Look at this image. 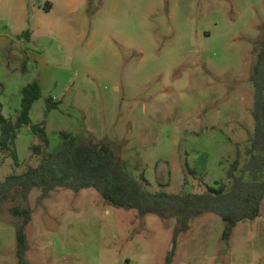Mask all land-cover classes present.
<instances>
[{"label": "rangeland", "instance_id": "obj_1", "mask_svg": "<svg viewBox=\"0 0 264 264\" xmlns=\"http://www.w3.org/2000/svg\"><path fill=\"white\" fill-rule=\"evenodd\" d=\"M263 41L264 0H0V111L16 122L23 89L38 82L30 117L50 140L36 154L31 127L18 130L16 160L0 147V181L65 150L67 133L111 147L152 191L232 189L229 171L239 161L243 175L252 155ZM28 207L30 264L168 263L176 219L115 207L94 189L45 199L34 189ZM14 221L0 214V264H18ZM224 232L216 214L194 219L172 264H264V201L230 241Z\"/></svg>", "mask_w": 264, "mask_h": 264}, {"label": "trees", "instance_id": "obj_2", "mask_svg": "<svg viewBox=\"0 0 264 264\" xmlns=\"http://www.w3.org/2000/svg\"><path fill=\"white\" fill-rule=\"evenodd\" d=\"M251 81L255 89L256 122L252 155L243 175H237L239 161L232 166L228 173L233 181L230 190L222 186L209 188L203 194L187 195L152 191L144 174L141 179L133 177L120 155L111 147L102 143H87L67 133H63L65 150L52 153L38 167H29L22 174H12L0 181V214L8 211L15 219L18 264H30L27 229L32 223L33 212L28 204L34 189L42 191L43 199L57 188L75 193L94 189L115 207L133 209L142 216L154 215L164 222L176 219L174 244L167 264L173 263L179 236L187 233L192 221L204 214H216L223 219L224 239L230 241L239 224L261 216L264 201V181L258 180L264 172V41L256 52ZM22 93V110L16 122L7 119L0 111V147L10 151L14 160L17 159L14 149L17 132L23 127L30 126L40 140V144L34 147L36 154H41L50 144L46 128L33 125L30 117L34 104L42 97L40 84L34 82ZM49 103V110L56 107L51 100ZM246 173L254 181H246Z\"/></svg>", "mask_w": 264, "mask_h": 264}]
</instances>
